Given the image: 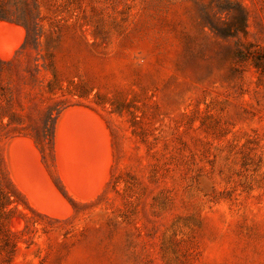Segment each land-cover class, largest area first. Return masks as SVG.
Here are the masks:
<instances>
[{"label": "rangeland", "instance_id": "1", "mask_svg": "<svg viewBox=\"0 0 264 264\" xmlns=\"http://www.w3.org/2000/svg\"><path fill=\"white\" fill-rule=\"evenodd\" d=\"M1 2L0 264H264V0Z\"/></svg>", "mask_w": 264, "mask_h": 264}, {"label": "bare ground", "instance_id": "2", "mask_svg": "<svg viewBox=\"0 0 264 264\" xmlns=\"http://www.w3.org/2000/svg\"><path fill=\"white\" fill-rule=\"evenodd\" d=\"M0 30H1V28H0ZM21 30H22V29H21ZM2 31H3V29H2ZM2 31H1V32H2ZM3 44H4V43H3ZM3 44H2V45H3ZM2 45H1V46H2ZM7 45H8V44H7ZM10 47H11V46H10ZM12 50H13V49H12ZM4 52H5V51H4ZM6 54H7V53H6ZM64 113H65V112H64ZM62 116H63V115H62ZM89 118H90V117H89ZM83 119H85V118H83ZM61 120H62V119H61ZM61 120H60V121H61ZM88 120H89V119H88ZM82 121H83V120H82ZM100 121H101V120H100ZM86 123H87V122H85V124H86ZM74 124H76V123L74 122ZM81 124H82V123H81ZM83 124H84V122H83ZM70 125H71V123L69 124V126H70ZM78 125H79V124H78ZM88 125H91V124H90V121H89V124H88ZM58 126H59V125H58ZM94 126H95V125H94ZM70 127H71V126H70ZM76 127L78 128L77 124H76ZM80 127H81V125H80ZM82 127H83V126H82ZM77 128L75 129L74 126H73V129H75L76 132H78V131H79L78 129H80V128H78V129H77ZM57 130H58V129H57ZM77 130H78V131H77ZM94 130H95V129H94ZM105 130H106V129H105ZM85 131H86V130H85ZM68 132H69V131H68ZM72 132H73V131H72ZM79 132H80V131H79ZM81 132H82V131H81ZM81 132H80V133H81ZM100 132H101V131H100ZM82 133H83V132H82ZM106 133H107V132H106ZM87 134H88V133H87ZM94 134H95V133H94ZM74 135H78V136H79V133L76 134L75 131H74ZM92 135H93V134H92ZM97 135H98V133H96L95 136H97ZM101 135H103V133H102ZM59 136H60V135H59ZM69 136H70V134H69ZM72 136H73V135H72ZM70 137H71V136H70ZM70 137H69V138H70ZM81 137H82V136H81ZM81 137H80L79 139H81ZM92 137H93V136H92ZM77 138H78V137H77ZM86 138H87V136H86ZM88 138H89V137H88ZM100 138H101V137H100ZM57 139H58V138H57ZM93 139H94V138H93ZM93 139H92V140H93ZM104 139H105V138H104ZM96 140H98V139H96ZM80 141H82V140H80ZM85 141H86V140H85ZM89 141H90V140H89ZM105 141H107V140L105 139ZM86 142H87V141H86ZM100 142H101V141H100ZM81 143H82V142H81ZM93 143H94V142H93ZM103 143H105V142H103ZM82 145H83V144H82ZM105 145H106V143H105ZM105 145H104V146H105ZM80 149L82 150V148H80ZM84 151H86V150H84ZM84 154H85V152H84ZM82 155H83V154H82ZM85 155H86V154H85ZM85 155H84V156H85ZM107 155H108V152H107ZM11 156H12V155H11ZM36 156H37V155H36ZM108 158H109V157H108ZM108 158H107V159H108ZM85 159H86V158H85ZM95 159H97V158H95ZM99 159L102 160L103 158H99ZM99 159H98V160H94V158H93V159H92V158H91V159L89 158V159H86V160H89V161H90V160H91V161H99ZM103 160H104V159H103ZM71 161H72V160H71ZM107 162L109 163L108 160H107ZM107 162H106V164H107ZM104 163H105V162H104ZM19 164H20V163H19ZM23 166H24V164L22 165V168H23ZM102 166H103V164H102ZM24 168H25V167H24ZM27 168H28V166H27ZM25 169H26V168H25ZM25 169H24V170H25ZM106 169H108L107 166H106ZM106 169H105V170H106ZM22 170H23V169H22ZM29 170H30V169H29ZM39 170H40V168H39ZM39 170H38V171H39ZM41 171H42V169L40 170V172H41ZM80 171H81V170H80ZM106 171H107V170H106ZM106 171H104V172H106ZM29 172H30L29 175H30V177H31L32 172H31V171H29ZM26 173H27V171H26ZM105 174H106V173H105ZM27 175H28V174H27ZM32 175H33V174H32ZM39 175H40V174H39ZM39 175H38V177H39ZM103 175H104V173H103ZM40 176H44V175H40ZM105 176H106V175H105ZM38 177H37V179H38ZM44 177H45V176H44ZM82 177H84V176H82ZM102 177H103V176H102ZM39 178L43 180V178H41V177H39ZM35 179H36V177H35ZM37 179H36V180H37ZM45 179H46V178H44V180H45ZM46 180H47V179H46ZM100 180H101V179H100ZM102 181H103V180H102ZM38 183H40V182L38 181ZM40 184H41V183H40ZM44 184H46V183H44ZM100 184H102V183H100ZM100 184H99V186H100ZM76 185H77V184H76ZM44 186H45V187H44ZM99 186H98V187H99ZM42 187L46 188L47 185H42ZM35 188H36V187H35ZM48 188H49V187H48ZM48 188H46V189H48ZM50 188L52 189V187H50ZM81 188H82V187H81ZM46 189H44V191H48V190H49V189H48V190H46ZM72 189H73V188H72ZM98 189H99V188H98ZM98 189H97V190H98ZM42 190H43V188H41V191H42ZM69 190H70V189H69ZM44 191H43V192H44ZM52 191L55 192L53 189H52ZM43 192H42V193H43ZM95 192H96V191H95ZM48 193H49V192H48ZM43 194H45V197H47V195H49V194H47V193H43ZM92 195H93V194H92ZM50 196H51V195H49V197H50ZM74 196H75V194H74ZM45 197H44V198H45ZM54 197H55V195H54ZM76 197H77V196H76ZM44 198H43V199H44ZM50 198H51V197H50ZM50 198H49V200H50ZM77 198H78V197H77ZM79 198H80V197H79ZM61 199H62V198H61ZM45 200H46V198H45ZM51 200H53V198H51ZM51 200H50V201H51ZM56 200H58V199H56ZM47 201H48V200H47ZM47 201H46V202H47ZM50 201H49V202H50ZM63 201H64V200H63ZM34 203H35V202H34ZM57 203H59V201H57ZM35 204H36V203H35ZM37 205H38V204H37ZM62 205H63V204H62ZM43 208H44V207H43ZM63 208H64V210H65V209L68 210L67 206H66V207L63 206ZM45 210H46V208H45ZM58 211H59V210H58ZM58 211H54V212H58ZM46 212H48V211H46ZM54 212H53V213H54ZM59 212H60V211H59ZM61 213H62V212H61ZM61 213H60V214H61ZM54 214H55V213H54ZM62 214H63V213H62ZM51 215H52V213H51ZM58 215H59V214H58Z\"/></svg>", "mask_w": 264, "mask_h": 264}, {"label": "trees", "instance_id": "3", "mask_svg": "<svg viewBox=\"0 0 264 264\" xmlns=\"http://www.w3.org/2000/svg\"><path fill=\"white\" fill-rule=\"evenodd\" d=\"M21 1L25 6L29 5V0H21ZM27 11L28 10L26 9L22 10V12L18 14L15 18L16 20L24 24V26L27 25V22L29 20ZM9 13H10V9L7 8L5 3L1 2L0 0V19H9Z\"/></svg>", "mask_w": 264, "mask_h": 264}]
</instances>
